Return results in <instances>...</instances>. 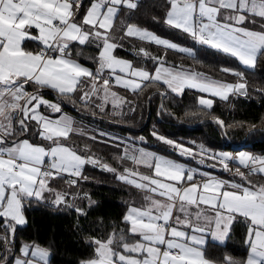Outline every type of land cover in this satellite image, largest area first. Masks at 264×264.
Masks as SVG:
<instances>
[{
	"label": "snow or ice",
	"instance_id": "snow-or-ice-1",
	"mask_svg": "<svg viewBox=\"0 0 264 264\" xmlns=\"http://www.w3.org/2000/svg\"><path fill=\"white\" fill-rule=\"evenodd\" d=\"M81 4L82 0H0V247L4 249L0 264H9L16 227L27 222L23 214L26 200H43L45 192L54 196V205L66 203L69 196L76 198L79 193L57 190L50 184L59 179L75 187L79 179H88L82 174L85 165L117 173L95 154H80L73 145L64 143L80 130L63 114L61 104L46 99L42 90H53L68 100L75 95L100 112L109 104L118 110L132 103L113 91L112 85L137 95L143 87L157 82L178 95L185 88L224 101L229 95H247L244 72L232 68L221 71L237 77L234 83L178 66L166 67L163 56L154 57L144 48L137 54L154 61L151 71L116 57L114 51L123 47L121 41L126 38L193 55L191 49L135 24L121 22L122 35L117 37L113 27L118 14L122 9L135 10L138 0H92L83 15ZM166 4L164 23L196 43L235 58L246 70H254L258 58L264 57V0H166ZM28 42L37 46L29 47ZM73 45L96 48L97 55L91 58L97 64L95 71L73 58ZM259 91L264 93V89ZM198 103L210 111L214 101L201 96ZM42 107L60 115H45ZM213 120L221 128L225 126L223 120ZM30 126L47 145L21 139ZM152 135L182 156L196 155L182 143L155 131ZM199 147L201 164L207 157L224 171H233L229 161L247 169V173L240 167L235 169L242 183L186 168L142 148H123L114 159L131 161L136 167H125L117 179L145 193L143 203L130 205L123 217L128 234L139 239H129L123 230L109 234L106 240L94 239L90 241L93 257L81 264H264V183L249 179L264 177V156L244 151L233 156ZM141 165L151 174L140 172ZM76 211L83 214L82 209ZM234 222L246 227L245 242L250 250L246 258L206 257V238L222 243ZM19 252L11 256V264H49V251L38 244H23Z\"/></svg>",
	"mask_w": 264,
	"mask_h": 264
},
{
	"label": "trees",
	"instance_id": "trees-1",
	"mask_svg": "<svg viewBox=\"0 0 264 264\" xmlns=\"http://www.w3.org/2000/svg\"><path fill=\"white\" fill-rule=\"evenodd\" d=\"M85 5L86 1L83 2L80 14L84 11ZM167 11L166 0H139L135 10H121L113 31L119 37L122 35L121 22L135 24L160 37L191 48L193 55L165 49L136 38H126L121 41L123 47H118L115 55L131 60L134 67H146L151 71L155 67L154 61L137 54L140 48H144L154 57L163 56L165 66H178L181 69L204 73L210 79L225 82L234 83L238 78L230 73H223L221 68L228 67L242 71L248 81L247 95H229L227 101L212 97L214 104L209 111L198 103V98L203 96L201 92L185 88L183 93L178 95L168 90L161 82H157L143 87L138 95L127 89L118 88L117 91L132 103H126L119 115L110 116L108 111L100 112L93 104L84 105L75 95L72 100H68L62 99L51 90H42L46 99L61 104L62 111L72 113L96 128L92 134L97 138L95 141L89 140L85 133L84 135L73 133L64 143L73 145L80 154H95L103 163H108L117 170H122L131 164V161L118 162L114 159L129 142L111 138L128 135L134 138L142 137L140 143L144 148L162 156L190 162L175 148L158 140L152 133L155 131L159 136L182 143L192 148L194 153L199 150L200 145L214 153L233 149L231 144L224 143L223 137L210 122L199 123L203 118L217 116L224 121L226 135L233 143L246 138L245 147L254 154L262 155L264 153V93L259 89H264V57L258 58L254 70H246L235 58L196 43L183 32L167 26L164 23ZM28 46L37 45L28 42ZM76 52L80 55L75 54ZM73 53V56L96 70L97 64L91 59L97 55L94 46L74 45ZM164 92L166 95L162 96L161 93ZM41 111L52 117L59 115L43 107ZM148 117L150 119L146 124ZM252 125L256 127L251 128ZM100 133L108 135L101 136ZM24 138L30 139L33 143L47 145V141L37 138L31 126ZM206 161L211 162L210 159ZM82 174L88 179H79L75 187L70 188L59 179L51 182V187L61 191L79 193L76 198L69 196L66 203L54 205L45 197L43 200L29 199L24 202L23 213L27 222L25 226L16 227L14 247L8 253L9 264H11V254L14 252L13 255H18L23 244L35 243L46 248L50 253L49 264H81L82 261L93 257L94 247L90 241L94 239L106 240L109 234L120 233L121 230L129 239L135 238L128 234L129 226L123 221L129 208L128 201L132 189L118 181L116 173L108 172L99 166L85 165ZM249 179L256 183H264V177L259 175L251 176ZM77 208L82 209L83 214L77 212ZM245 235L244 223L234 222L224 244L208 241L205 246L206 257L231 256L237 261L244 260L249 254ZM3 252V247H0V253Z\"/></svg>",
	"mask_w": 264,
	"mask_h": 264
},
{
	"label": "rangeland",
	"instance_id": "rangeland-1",
	"mask_svg": "<svg viewBox=\"0 0 264 264\" xmlns=\"http://www.w3.org/2000/svg\"><path fill=\"white\" fill-rule=\"evenodd\" d=\"M113 33L115 34V31H113ZM162 38H165V37H162ZM167 39V38H166ZM169 41H171L170 39H168ZM173 42V41H171ZM176 43V42H175ZM178 44V43H177ZM179 46H182V47H186V48H189L187 46H183V45H180L178 44ZM162 47V46H160ZM191 49V48H189ZM192 50V49H191ZM193 52V51H192ZM183 53V52H182ZM187 54V53H186ZM114 55H115V51H114ZM116 56V55H115ZM118 58H121V59H124V60H128V61H131L129 59H125L123 57H119V56H116ZM132 62V61H131ZM134 66V65H133ZM168 67V66H166ZM93 69V68H92ZM94 71V69H93ZM107 74V72L105 73ZM118 88H122L118 85H112V90L117 92L120 96H123L125 97L124 95H122L121 93H119L117 91ZM204 97L206 98H209V99H212L213 96H210L209 94H206V93H202ZM98 102V101H97ZM126 104V103H125ZM125 104L120 108V109H112L111 105L109 104L108 107H106V111L109 112V115L111 116H117L119 115L122 110H123V107L125 106ZM63 114H66L68 117H70L74 124H73V127L76 128V129H79L80 131H76L74 133H81V131L83 133L86 134V136L88 137L89 140H92L90 139V137H92L93 135V130H95V126H93L91 123L89 122H86L80 118H78L76 115H73L72 113H67V112H64L63 111ZM213 117H217V116H212V117H208V118H203L199 123L202 124L203 122H210L216 129L217 131L220 133V135H222V137L225 135L224 133L221 132V130L219 129L220 126L217 125L214 120H213ZM56 118V117H55ZM219 118V117H217ZM220 119V118H219ZM222 120V119H221ZM225 125V124H224ZM224 132L226 133L225 129L226 127L224 126ZM223 128H221L223 130ZM88 132V133H87ZM118 140H122L123 142H126L128 141L129 143H126L125 144V147H128L130 150H134V149H144L145 151H150V152H153L155 153L156 155H159V156H162L152 150H149V149H146L142 146V144L140 143L142 141V139L140 138H134V137H131L130 135L128 136H121L118 138ZM132 141V142H131ZM134 141V142H133ZM187 147V146H185ZM241 151H244V152H248L252 155H255V156H263L261 154H254L249 148H243V149H238V150H232V149H228V150H219L215 153H220V152H228V153H231L233 156H236L238 155L239 152ZM212 152V151H211ZM200 153V147H199V150L196 151V155L193 157V156H184L187 160H189L190 162H186V161H179V160H175V159H172L178 163H181L183 164L186 168H191V169H197L199 172H202V173H208L210 174L211 176H215L216 178L218 179H222V180H226V181H234V182H237V183H242L241 181V178L237 175H228L226 173V171H224L222 169V166L215 160H211V162H207L206 158L207 157H204L205 159V162L203 164L199 163V160L201 158V156L199 155ZM214 153V152H212ZM97 157V156H96ZM165 158H168L166 156H164ZM170 159V158H169ZM211 165H215V167H212ZM127 167H136L134 166L132 163L130 165H128ZM242 167V166H241ZM211 170V171H209ZM123 171L122 170H117V173L116 175L118 174V172H121ZM139 171L142 172V173H147V174H151V170L147 169L146 167L144 166H139ZM117 177V176H116ZM72 178V177H71ZM207 177H204V179H206ZM197 179H201V177H197ZM118 180V179H117ZM120 181V180H118ZM121 183L125 184L127 187H129L130 189H132V192H130V195H129V201H128V206L130 205H135V206H139L140 204L143 203V197L137 199V196L135 193L137 192H142L141 190L139 189H136L135 187L131 186V185H128L122 181H120ZM59 190V189H57ZM144 193V192H142ZM44 197L47 198L49 201H52L54 199V196L48 192H45L44 193ZM159 198V197H157ZM67 201V200H66ZM129 209V208H128ZM175 215V213H174ZM209 242H214L213 239L211 238V240H208ZM208 243V242H207ZM206 246V245H205Z\"/></svg>",
	"mask_w": 264,
	"mask_h": 264
},
{
	"label": "built area",
	"instance_id": "built-area-1",
	"mask_svg": "<svg viewBox=\"0 0 264 264\" xmlns=\"http://www.w3.org/2000/svg\"><path fill=\"white\" fill-rule=\"evenodd\" d=\"M82 5H83V0H82V4H81V7H80V10L82 9ZM79 10V12H80ZM74 55V53H73ZM221 130L222 133H224L225 135L223 136V141L225 144H231L232 145V150H238V149H242V148H245V144H246V138L243 139L242 141L238 142V143H233L226 135V133L224 132V128L223 130L221 129V127L219 128ZM222 136V135H221ZM264 156V153L262 154ZM229 167L233 170L231 172L229 171H226V173L228 175H235V169L237 167H240L237 163L233 162V161H229ZM240 170L243 171V172H247L248 170L243 168V167H240ZM71 179V177H70Z\"/></svg>",
	"mask_w": 264,
	"mask_h": 264
},
{
	"label": "crops",
	"instance_id": "crops-1",
	"mask_svg": "<svg viewBox=\"0 0 264 264\" xmlns=\"http://www.w3.org/2000/svg\"><path fill=\"white\" fill-rule=\"evenodd\" d=\"M84 1H86V5H85V9H84V11L80 14V15H83V13L85 12V10H86V8L90 5V3L92 2V0H83V2ZM139 1V0H138ZM114 25H115V23H114ZM143 29V28H142ZM146 30V29H145ZM149 31V30H148ZM33 32H35V29L33 30ZM154 33V32H153ZM155 34V33H154ZM146 42V41H145ZM74 46V45H73ZM72 46V47H73ZM78 52H76L75 54H77ZM73 58H75V59H77V61L79 62V63H81L83 66H86V67H89L90 69H92V67L90 66V65H88V64H86L84 61H82L80 58H78V57H75V56H73ZM93 70V69H92ZM105 75H107V74H105ZM48 90H50V89H48ZM51 91H53V90H51ZM54 92V91H53ZM51 101V100H50ZM45 114V113H44ZM45 115H47V114H45ZM60 115V114H59ZM58 115V116H59ZM58 116H55V117H58ZM55 117H53V118H55ZM24 138V137H23ZM23 138H21V139H23ZM243 149V148H242ZM241 167V166H240ZM209 171H211V170H209ZM245 173H247V172H245ZM136 194V196H137V199H139V198H141V197H143L144 195H145V193H142V192H137V193H135ZM24 214V213H23ZM26 219V218H25ZM26 225V223L24 224V225H22V226H25ZM22 226H17V227H22ZM134 239H139V237H135ZM207 239V242H208V240H211V238L210 237H208V238H206ZM226 240H227V238L221 243V242H216V243H221V244H224L225 242H226ZM215 242V241H214ZM207 244V243H206ZM250 251V250H249ZM14 254V252L11 254V255H13ZM18 255H20V253L18 254Z\"/></svg>",
	"mask_w": 264,
	"mask_h": 264
},
{
	"label": "water",
	"instance_id": "water-1",
	"mask_svg": "<svg viewBox=\"0 0 264 264\" xmlns=\"http://www.w3.org/2000/svg\"><path fill=\"white\" fill-rule=\"evenodd\" d=\"M149 119H150V118L148 117V118H147V121H146V124L149 122ZM146 124H145V125H146Z\"/></svg>",
	"mask_w": 264,
	"mask_h": 264
}]
</instances>
